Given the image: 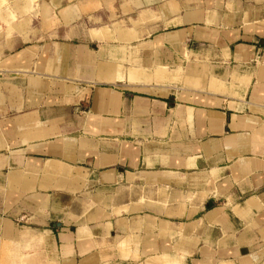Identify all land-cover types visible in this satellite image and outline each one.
I'll return each instance as SVG.
<instances>
[{
    "label": "crops",
    "instance_id": "1",
    "mask_svg": "<svg viewBox=\"0 0 264 264\" xmlns=\"http://www.w3.org/2000/svg\"><path fill=\"white\" fill-rule=\"evenodd\" d=\"M38 1L0 65V264H264V0Z\"/></svg>",
    "mask_w": 264,
    "mask_h": 264
},
{
    "label": "rangeland",
    "instance_id": "2",
    "mask_svg": "<svg viewBox=\"0 0 264 264\" xmlns=\"http://www.w3.org/2000/svg\"><path fill=\"white\" fill-rule=\"evenodd\" d=\"M24 1L29 4L28 8H20ZM38 3V0H6L0 4V65L3 64L1 59L7 58L8 54L11 52V50H13V46H16V43H14V38L16 35L20 34L18 32L21 30L22 32L24 31L23 28L21 29L15 27V29H9L8 27H14L18 23H23V17L29 14H35L37 16L31 18L34 24L38 23L39 20L43 26H46L50 23V21L53 20V17L49 14L47 5ZM8 9H10V12ZM9 13L13 15V18L12 16L10 17ZM32 29L33 28L25 30H28L29 34Z\"/></svg>",
    "mask_w": 264,
    "mask_h": 264
},
{
    "label": "bare ground",
    "instance_id": "3",
    "mask_svg": "<svg viewBox=\"0 0 264 264\" xmlns=\"http://www.w3.org/2000/svg\"><path fill=\"white\" fill-rule=\"evenodd\" d=\"M5 1H6V0H0V4L3 3V2H5ZM20 3H21V2H20ZM23 6H24V7H26V6L29 7V4H28L26 1H24V3L20 6V8L23 7ZM14 7H15V6H14ZM18 9H19V8H18Z\"/></svg>",
    "mask_w": 264,
    "mask_h": 264
}]
</instances>
